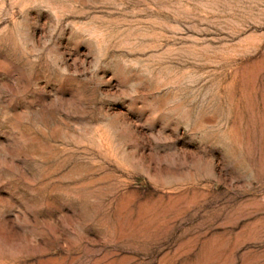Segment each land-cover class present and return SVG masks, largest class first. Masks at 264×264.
Here are the masks:
<instances>
[{
	"label": "rangeland",
	"instance_id": "374dc122",
	"mask_svg": "<svg viewBox=\"0 0 264 264\" xmlns=\"http://www.w3.org/2000/svg\"><path fill=\"white\" fill-rule=\"evenodd\" d=\"M0 264H264V0H0Z\"/></svg>",
	"mask_w": 264,
	"mask_h": 264
}]
</instances>
